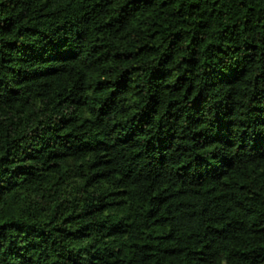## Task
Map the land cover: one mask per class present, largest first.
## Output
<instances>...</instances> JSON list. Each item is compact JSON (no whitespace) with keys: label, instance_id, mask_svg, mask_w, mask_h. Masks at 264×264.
Masks as SVG:
<instances>
[{"label":"trees","instance_id":"trees-1","mask_svg":"<svg viewBox=\"0 0 264 264\" xmlns=\"http://www.w3.org/2000/svg\"><path fill=\"white\" fill-rule=\"evenodd\" d=\"M0 264H264V0H0Z\"/></svg>","mask_w":264,"mask_h":264},{"label":"rangeland","instance_id":"rangeland-1","mask_svg":"<svg viewBox=\"0 0 264 264\" xmlns=\"http://www.w3.org/2000/svg\"><path fill=\"white\" fill-rule=\"evenodd\" d=\"M75 66L73 65V68H74Z\"/></svg>","mask_w":264,"mask_h":264}]
</instances>
